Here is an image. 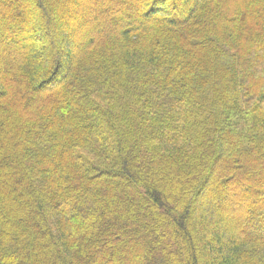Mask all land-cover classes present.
Instances as JSON below:
<instances>
[{
  "label": "trees",
  "instance_id": "trees-1",
  "mask_svg": "<svg viewBox=\"0 0 264 264\" xmlns=\"http://www.w3.org/2000/svg\"><path fill=\"white\" fill-rule=\"evenodd\" d=\"M0 264H264V0H0Z\"/></svg>",
  "mask_w": 264,
  "mask_h": 264
}]
</instances>
